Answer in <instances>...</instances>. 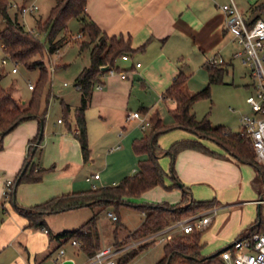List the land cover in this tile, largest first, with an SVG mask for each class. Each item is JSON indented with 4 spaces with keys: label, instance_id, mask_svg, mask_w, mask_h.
<instances>
[{
    "label": "crops",
    "instance_id": "0c3cea01",
    "mask_svg": "<svg viewBox=\"0 0 264 264\" xmlns=\"http://www.w3.org/2000/svg\"><path fill=\"white\" fill-rule=\"evenodd\" d=\"M229 1L87 0L86 16L109 37L115 36L129 40L132 48L127 53L128 58L124 59L120 56L114 64L117 70L125 71L126 76H109L107 69L103 68L101 80L95 84L87 108V110L92 106L98 108L100 118L95 124L99 137L106 139L116 134L119 142L114 148L119 159L123 161L122 165L128 162L130 166L131 163L129 169L131 171L123 174L134 175L138 172L135 157H138V165L139 160L144 157L138 156L133 150V141L139 137L133 133L130 123L134 119H128L131 110L137 111L132 108L138 107L140 112L142 108H147L146 112L142 111L146 115H152L156 108L158 111L159 108L155 106L162 101H171L172 108H175L176 102L165 99L164 93L179 72L188 76L184 90L191 94L194 91L190 90V83L197 71L205 69L209 79L206 65L208 60L217 58L229 72L234 59L239 58L235 54L241 50V46L234 40L232 33L225 28V14L220 7L221 4ZM258 1L252 3V6H257ZM21 6H18L17 11ZM81 27L82 24L80 29ZM81 39L89 38L83 34ZM93 44L94 42L91 46ZM82 50L90 54V47ZM138 62L140 65H137ZM89 64L84 65L81 70ZM98 83H101L102 87L99 88ZM64 85L69 83L64 82ZM81 99L80 91V103ZM47 117L48 111L44 121L47 131L46 139L40 147L55 150L56 161L54 169L49 175H45L43 180L18 185V199L21 204L29 207L56 195L81 191L83 187L77 185L80 182L76 180V172L83 166L94 163L91 154L88 160L84 159L79 139L73 132L76 129L75 113L70 115L69 111L66 119L58 117L57 123H54L52 127L48 124ZM40 125V119L26 120L5 134L2 140L0 139V171L4 173L1 178L6 179L5 182H0V199L7 180H13L22 168L31 144L30 140L37 134ZM187 137L199 139L212 151L217 152V155L186 148L177 153L173 166L171 162L169 163L170 156L165 153L160 155V162L167 172H170L173 167L180 181L190 188L191 193L188 199L213 200L211 207L205 209L215 207L216 213L210 224L203 229H211L214 239L224 249L258 222L263 221L264 227L262 195L264 179L257 169L230 155L219 143L211 139L199 137L194 133H190ZM161 147L166 149L167 146L161 144ZM170 164L171 167H169ZM94 174L91 176V181L87 180L88 176H86V181L93 183L95 180L102 179L101 174L96 179L93 177ZM117 183L118 179L107 178L105 181V185ZM92 186L97 187L94 183ZM158 187L160 186H155L143 194L150 193ZM28 188L31 190L28 191ZM171 192L166 199L169 198L170 203H178L182 198V189L174 187ZM3 208L7 211L4 205ZM5 210L0 215L2 219L0 220L2 221L0 223V238H2L0 254L6 250V244L19 240L24 231L22 225L27 223V218L14 211L6 218ZM13 219L16 223L12 221ZM203 247L202 245L201 255L206 256L202 253ZM73 253L76 255L75 252ZM65 254L66 251L59 264H63L65 260H71L73 264H77L74 255L65 256Z\"/></svg>",
    "mask_w": 264,
    "mask_h": 264
},
{
    "label": "trees",
    "instance_id": "16d2710c",
    "mask_svg": "<svg viewBox=\"0 0 264 264\" xmlns=\"http://www.w3.org/2000/svg\"><path fill=\"white\" fill-rule=\"evenodd\" d=\"M87 0H56L51 9L50 15L46 20L38 21V28L47 32L49 41L48 50L46 45L39 37L28 29L17 17L12 18L9 13L10 0H0V17L5 21L4 28L0 29V42L4 45V53L13 61L24 64L29 69L38 68L40 75L33 93L28 101L22 102L15 97L11 91L1 84L4 75L2 66H0V139L13 130L20 123L29 119L46 118L49 105L50 90L47 91L45 102L44 90L49 83L48 66L45 62V53L57 51L64 43L69 41L68 22L71 18H78L81 22V32L88 36V40L79 42L81 49L90 47V64L85 66L75 78V86L81 91L82 99L80 105L75 110V125L73 131L81 144L85 160L89 159L90 147L87 130L86 110L89 106L91 95L95 84L101 79V73L104 66H114L118 57L131 51L129 40L120 37L108 36L100 27L86 16ZM259 17H255L252 21ZM1 23V22H0ZM64 31L63 36L57 38L58 34ZM94 44L91 46V43ZM209 71L208 84L202 89L188 94L184 90V84L188 76L179 72L170 86L164 93L165 99H172L176 102V107L170 109L174 122L164 124L158 112L151 115L150 122L152 130L142 137L135 138L133 141V150L138 156H144L139 160V170L134 175L125 176L119 183L114 185H105L93 187L88 190L72 191L53 196L34 206L24 207L16 202V189L22 182L40 181L45 173V168L33 163V157L37 153L43 142V136L39 140L40 129L30 140L27 157L16 177L13 179L12 190L9 197L18 212L24 215L28 220L30 227L45 228V216L48 213L81 207L83 205H99L105 208L109 205H127L137 208L144 213V219L141 224L125 239L130 237L138 238L150 235L180 218L200 212L202 209L211 207L213 200L188 199L191 193L189 187L185 184L182 189V198L178 203L169 202H145L135 203L133 197L142 195L147 190L155 186H164L168 189L179 187L177 181L180 180L172 167L167 172L160 162V155L166 154L171 158V164L177 153L186 148H194L202 152L217 155L199 139L184 138L173 142L168 148L164 149L158 144V136L174 127H183L199 137L211 139L219 143L230 155L237 159L253 165L264 179V167L255 161L254 148L249 137L241 135L240 132H233L229 128L219 125L214 126L208 115L198 119L193 111L194 103L201 98L211 96V85L216 82H222L227 73L226 67L220 63L207 61ZM66 116L71 110L69 104H63ZM146 112L147 108L141 109ZM141 111V112H142ZM66 119V118H65ZM41 122V121H40ZM41 126V125H40ZM39 141V142H38ZM34 150V151H33ZM26 167L24 173L23 168ZM166 178L171 180V184L165 183ZM264 198V190H263ZM90 202V204H87ZM99 212L94 213L82 225L75 229H65L57 234L55 238L62 244L68 239H77L82 250L89 256H92L103 247L98 229ZM116 221L119 220L117 215ZM121 223H117L113 229L114 244L120 247L124 244L119 243V232ZM264 230L263 221L258 222L248 231ZM202 230L195 228L191 232H180L164 243V255L157 264H173L174 261L192 262L194 264H222L220 258L221 250L211 254L201 255ZM149 242L142 244L138 248H130L124 251L118 257V264H126L130 259L136 256L140 251L149 247Z\"/></svg>",
    "mask_w": 264,
    "mask_h": 264
},
{
    "label": "rangeland",
    "instance_id": "374dc122",
    "mask_svg": "<svg viewBox=\"0 0 264 264\" xmlns=\"http://www.w3.org/2000/svg\"><path fill=\"white\" fill-rule=\"evenodd\" d=\"M239 8L244 13L245 17H259L264 18V0H259L256 2L257 6L253 5L256 0H235ZM31 2H36L38 8L34 11L28 12L25 15L20 14L17 11L18 6L23 4L29 5ZM56 3V0H10L9 12L12 18L17 17L25 26L33 30V32L39 37V39L46 45L48 50L49 41L47 38V32L40 30L38 28L39 20H46L51 12L52 7ZM20 9V8H19ZM17 11V12H16ZM0 29L4 28L5 21L0 17ZM68 36L69 41L64 43L59 51H54L53 53H45V62L48 66V80L49 83L46 85L44 90L43 102H45L46 93L50 90L49 105H48V117L47 122L52 127L54 123H57V118H66V113L63 108L64 103H69L71 106L70 115L75 113L76 108L80 103V91L75 86V77L80 72L81 68L90 63V54L86 50L80 48L79 42L81 38H77V35L81 32V23L78 18H71L68 22ZM64 31L58 34L57 38L63 36ZM81 49V50H80ZM3 49L0 47V66H2L4 75L1 79V84L3 87L9 89L11 93L19 98L22 102L28 101L33 93V90L29 88V84L32 83L36 85L40 70L38 68L29 69L24 64H17L18 71L12 72L11 68L14 66V62L7 58V63H2V58L5 57ZM54 70L52 71L51 67ZM208 73L205 69L197 71L193 76L190 83L191 91H198L208 84ZM64 82H68L69 85H64ZM252 79L250 77V70L247 64L243 63L240 58H235L233 64L230 66V71L224 75L222 82H216L211 85V96L209 98H201L197 100L193 105V111L198 119L203 118L208 115L214 126H225L231 128L233 132L240 131V116L242 113L249 111V106L246 101L247 96L252 92L251 83ZM207 83V84H206ZM206 84V85H205ZM155 107L156 112L159 113L164 124L169 125L174 122V118L170 109L172 108L171 101L160 102ZM132 109H137L132 108ZM135 111V110H131ZM149 119L150 114H147ZM100 118V113L98 108L91 107L86 111L87 119V130L88 137L90 134L89 147L90 154L94 160L91 165H85L80 170L76 172L77 185L83 187L82 190H88L93 188L94 183L97 187L105 185L107 178L118 179V183L127 175L123 174L129 170L131 167L128 166V162L122 165V160L119 159L116 149L114 148L118 144V138L116 134H112L106 139H102L96 133V124ZM134 130L135 136L140 137L143 134H147L152 130V125L142 128L139 121L134 119L130 122ZM46 125L44 126V138L45 143L46 137ZM193 133L192 131L183 127L171 128L158 136V144L166 145L168 148L173 142L189 138L187 136ZM52 135V134H51ZM124 143L122 142V145ZM44 151V152H43ZM57 152L53 149H41L39 147L37 153L33 157V163L36 162L41 167H44L45 175H49L54 169L56 161ZM166 160V159H164ZM135 165L139 168L138 157H135ZM171 159L169 160V163ZM129 167V168H128ZM171 167V164L169 165ZM94 173H99L102 176L101 180H93V183L86 181V176H92ZM122 173V174H121ZM123 175V176H121ZM4 176V173L0 171V178ZM14 178V177H13ZM6 179L1 178L0 182H5ZM43 180V178H42ZM41 181V180H40ZM26 183V182H22ZM165 183L170 185V179L166 178ZM3 184V183H2ZM6 184L4 185L3 195L0 199V215L3 214V208L6 207L7 214L6 218L9 217V213L12 211L22 215L16 209L14 202L11 201L10 197L6 194ZM18 189V188H17ZM16 189V202L24 207H29L18 199L19 191ZM174 188L168 189L164 186H160L157 189L140 195L138 197H133L135 203H145V202H169L166 199L168 194H171ZM31 189L28 188V191ZM78 191V190H77ZM80 191V190H79ZM29 194V192L27 193ZM205 200V198H203ZM4 203V204H3ZM35 204L31 205L34 206ZM203 211V209L201 210ZM99 212L98 215V229L101 237V244L113 245L114 244V234L113 229L117 223H121L119 232V243L122 244H132L137 242L135 246L130 248H138L142 244L149 242V247L140 251L136 256L130 259L126 264H157L158 261L164 255V243L169 240H164L161 236L153 237L152 239H145L146 236L133 238L130 237L128 240L125 239L127 234L133 232L144 219V213L137 209L132 208L127 205H120L116 207L115 205H109L105 208H101L99 205H83L81 207H76L72 209L57 211L48 213L45 216L46 227L49 228L50 234L45 233L42 227H30L28 226V220L25 225H22L24 230L21 234L19 240H14L12 243L6 244V250L0 254V264H59L62 262L60 260L58 263L55 260L58 252L61 248L66 251L65 256L74 255L77 264H81L85 260H89L90 256L82 250L81 245L74 243L73 239H68L66 242L60 244L59 241L54 237L58 232L65 229H75L78 228L82 223H84L89 217L94 213ZM197 213V212H196ZM111 214H116L119 216V220H113ZM1 218V216H0ZM26 218V217H25ZM2 220V219H0ZM14 223L16 221L13 219ZM2 223V221H0ZM15 225V224H14ZM17 226V225H15ZM209 232V233H208ZM180 232H172L171 235L174 236ZM171 239V238H170ZM2 240V238H0ZM201 242L203 244L202 253L205 255H210L222 249L223 247L218 245L217 241L214 239L211 229H203ZM4 244V245H5ZM3 245V246H4ZM2 246V247H3ZM75 252L76 255L73 253ZM41 253H43L41 255ZM88 257V258H87ZM37 258V260H36ZM85 261V262H86ZM173 264H194L192 262H179L174 261ZM200 264V263H199ZM204 264V263H203Z\"/></svg>",
    "mask_w": 264,
    "mask_h": 264
},
{
    "label": "built area",
    "instance_id": "2783aa9c",
    "mask_svg": "<svg viewBox=\"0 0 264 264\" xmlns=\"http://www.w3.org/2000/svg\"><path fill=\"white\" fill-rule=\"evenodd\" d=\"M220 7L225 14V28L232 33L234 40L241 46V50L235 55L248 65L252 79L250 83L252 92L246 98L249 111L240 116L241 128L239 132L251 139L255 161L264 167V18H257L254 21L248 20L234 0L225 2ZM37 8L36 2H31L29 5L21 6L19 12L25 15ZM82 36L83 34L80 32L77 38ZM0 47L4 48L1 42ZM122 57L126 59L128 54H123ZM7 58H9L7 55L2 58L3 64L7 63ZM209 61L219 63L217 58H211ZM17 64L14 62V66L11 68L12 72L18 71ZM137 65H140V62ZM51 69L54 70L53 66ZM107 72L109 76H126L125 71L117 70L114 66H109ZM34 86L32 83L29 84L31 89ZM98 87H102V84L98 83ZM128 119L138 120L143 129L151 124L149 117L140 111L129 112ZM93 177L99 178V173H95ZM87 180L91 181L92 177L88 176ZM12 184L13 180H7V196L12 190ZM215 213V207L193 213L146 236L145 239L161 236L167 240L172 238V232H191L195 228L201 230L210 224ZM111 216L113 220L117 219L116 214H111ZM44 231L49 233L48 228H44ZM73 242L81 245L77 239H73ZM136 244L137 242L120 247L105 245L83 264H118L119 255ZM64 253L65 250L61 248L55 260L60 261ZM220 258L222 264H264V230L246 231L239 235L230 246L221 250Z\"/></svg>",
    "mask_w": 264,
    "mask_h": 264
},
{
    "label": "water",
    "instance_id": "95a60500",
    "mask_svg": "<svg viewBox=\"0 0 264 264\" xmlns=\"http://www.w3.org/2000/svg\"><path fill=\"white\" fill-rule=\"evenodd\" d=\"M104 69H108V66H104ZM40 121H41V127H40V136H39V140L41 139V137L43 136V133H44V123H43V120H42V119H41ZM38 142H39V141H38ZM33 151H34V150H33ZM26 167H27V166H25V167L23 168L22 173L25 172ZM177 183H178V185H179L180 188H182V187L184 186L183 182H181L180 180H178ZM87 204H90V202H88ZM63 264H73V263H72L71 260H65V261L63 262Z\"/></svg>",
    "mask_w": 264,
    "mask_h": 264
}]
</instances>
